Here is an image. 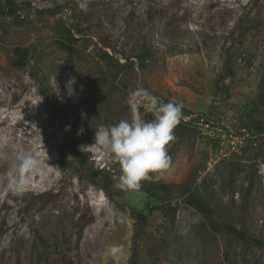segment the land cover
I'll use <instances>...</instances> for the list:
<instances>
[{"label":"rangeland","instance_id":"374dc122","mask_svg":"<svg viewBox=\"0 0 264 264\" xmlns=\"http://www.w3.org/2000/svg\"><path fill=\"white\" fill-rule=\"evenodd\" d=\"M14 1L12 16L0 0V264H264V248L221 228L264 241V133L252 126L264 125L254 105L264 86V0ZM66 29L73 53L59 45ZM17 49L28 51L24 68L13 65ZM145 49L144 69L100 58L107 50L123 63ZM227 62L233 75L217 83ZM138 85L183 102L215 138L179 123L166 145L170 166L121 190L114 158L80 151L82 166L63 149L131 120L126 101ZM24 155L39 164L13 193L7 177ZM187 191L211 218L186 203Z\"/></svg>","mask_w":264,"mask_h":264},{"label":"clouds","instance_id":"9594fccd","mask_svg":"<svg viewBox=\"0 0 264 264\" xmlns=\"http://www.w3.org/2000/svg\"><path fill=\"white\" fill-rule=\"evenodd\" d=\"M126 103L131 120L121 119L111 126L101 124L95 128L94 142L80 145L83 153L110 156L119 162L121 175L115 187L121 190L138 189L142 180L150 178V173L170 166L166 145L175 139L173 130L180 123L185 108L183 102L175 99L161 101L142 85L130 90ZM141 109L151 113L154 119H142ZM83 132L81 128L78 134ZM38 164L31 155L21 156L15 171L7 177L6 190L22 191Z\"/></svg>","mask_w":264,"mask_h":264},{"label":"trees","instance_id":"16d2710c","mask_svg":"<svg viewBox=\"0 0 264 264\" xmlns=\"http://www.w3.org/2000/svg\"><path fill=\"white\" fill-rule=\"evenodd\" d=\"M4 1V6L3 10L6 11L7 14L9 15H18V8L19 5L14 1V0H3ZM52 14L55 13V10H38L37 14ZM75 42H77V39L74 37L72 31L70 29H66L65 36L63 37V41L59 42V45L61 48L69 53H73L76 48H75ZM17 55V60L13 63V65L16 68H24L27 64V60L29 59L28 56V51H22L20 49H17L15 51ZM100 58L105 61L108 65H111L113 67H118L119 69H123L124 67L129 65H132L134 67H138L139 69H144L147 66V61L152 58V52L150 49H145L144 51L140 52L139 54H135L132 57H124L125 61L121 63L119 60L115 58L114 55H111L107 50H104L102 54L100 55ZM132 59H135V61H132ZM233 75L232 69L228 65V62L226 63L225 70L223 74L220 76L219 80H224L226 77H229ZM264 83V82H263ZM46 94V93H45ZM53 103V107H54ZM255 108L258 107H264V86H261V91L258 94L256 100H255ZM154 119L153 115L151 113H147V120L151 121ZM252 126L256 130V132L263 134L264 133V125L261 121L253 120L252 121ZM68 150L74 159L80 164L84 165V159L83 156L77 147L76 144L69 143L68 146H65L63 149ZM65 156L64 154H61V159H64ZM189 194L186 198V203L197 210H199L205 217L211 218L214 214L213 209L210 207L208 203L203 201L197 194L190 193L187 191ZM137 217L142 218L143 216L141 214H137ZM211 228L213 230H216L218 228V225L211 221ZM221 228L230 236L236 237L238 240L245 242V243H253L257 247L264 248V241L260 239H255L249 234H247L245 231H242L238 229L237 227L224 223L221 225Z\"/></svg>","mask_w":264,"mask_h":264},{"label":"built area","instance_id":"2783aa9c","mask_svg":"<svg viewBox=\"0 0 264 264\" xmlns=\"http://www.w3.org/2000/svg\"><path fill=\"white\" fill-rule=\"evenodd\" d=\"M184 122L192 126H195L201 130H205V133L212 135L213 136L212 138H215L214 133H213L214 127L203 116H185L183 114L180 123H184Z\"/></svg>","mask_w":264,"mask_h":264},{"label":"bare ground","instance_id":"6f19581e","mask_svg":"<svg viewBox=\"0 0 264 264\" xmlns=\"http://www.w3.org/2000/svg\"><path fill=\"white\" fill-rule=\"evenodd\" d=\"M64 215L67 216L66 212H64Z\"/></svg>","mask_w":264,"mask_h":264}]
</instances>
